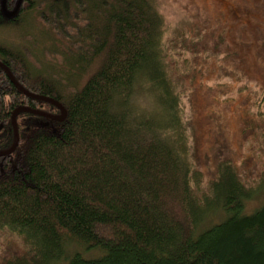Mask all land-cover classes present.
Listing matches in <instances>:
<instances>
[{
	"label": "trees",
	"instance_id": "obj_1",
	"mask_svg": "<svg viewBox=\"0 0 264 264\" xmlns=\"http://www.w3.org/2000/svg\"><path fill=\"white\" fill-rule=\"evenodd\" d=\"M28 17L45 37L25 35L38 62L1 41L0 62L66 117H16L18 145L0 156V230L24 249L2 264H264V197L245 211L264 184L220 159L202 185L154 1L0 0V29ZM21 106L59 113L0 69V151Z\"/></svg>",
	"mask_w": 264,
	"mask_h": 264
},
{
	"label": "rangeland",
	"instance_id": "obj_2",
	"mask_svg": "<svg viewBox=\"0 0 264 264\" xmlns=\"http://www.w3.org/2000/svg\"><path fill=\"white\" fill-rule=\"evenodd\" d=\"M153 1L165 22L166 57L202 185L220 159H230L246 185H263L264 0ZM40 29L28 17L16 28L0 29V41L34 59L29 47L38 42L25 35L45 38ZM257 190L246 212L262 203L264 185ZM23 249L16 234L0 230V264Z\"/></svg>",
	"mask_w": 264,
	"mask_h": 264
},
{
	"label": "water",
	"instance_id": "obj_3",
	"mask_svg": "<svg viewBox=\"0 0 264 264\" xmlns=\"http://www.w3.org/2000/svg\"><path fill=\"white\" fill-rule=\"evenodd\" d=\"M3 12H4L6 17H11V16H13L15 14V10L12 11V12H7L5 10L4 3H3ZM0 69H2L5 72L6 76L11 81V83L20 92H22L25 96H28V97H30L32 99H35V100H39V101H43V102L49 103L52 106H54L55 108H57V110L59 111V114L52 115V114H48V113H45V112H42V111H39V110L28 108V107H25V106L18 107L16 110H14V112L11 115V125H12V130H13V142H12V145L10 146L9 149L4 150V151H0V156H5V155L11 154L16 149V147L18 145L19 138H18L17 125H16V117H17V115L19 113L25 112V113L37 115V116H40V117H43V118H47L49 120H53V121H56V122H62L65 119V117H66V110L57 101H55V100H53L51 98L45 97V96H41V95L32 93V92L28 91L26 88H24L23 86H21L15 80V78L13 77L12 73L10 72V70L5 65H3L1 62H0Z\"/></svg>",
	"mask_w": 264,
	"mask_h": 264
},
{
	"label": "flooded vegetation",
	"instance_id": "obj_4",
	"mask_svg": "<svg viewBox=\"0 0 264 264\" xmlns=\"http://www.w3.org/2000/svg\"><path fill=\"white\" fill-rule=\"evenodd\" d=\"M22 107V106H21ZM18 131V130H17ZM13 132V131H12Z\"/></svg>",
	"mask_w": 264,
	"mask_h": 264
},
{
	"label": "bare ground",
	"instance_id": "obj_5",
	"mask_svg": "<svg viewBox=\"0 0 264 264\" xmlns=\"http://www.w3.org/2000/svg\"><path fill=\"white\" fill-rule=\"evenodd\" d=\"M35 100V99H34ZM33 115V114H32Z\"/></svg>",
	"mask_w": 264,
	"mask_h": 264
}]
</instances>
